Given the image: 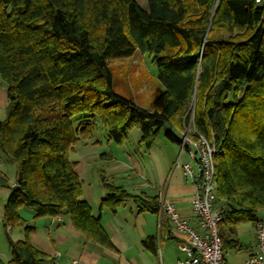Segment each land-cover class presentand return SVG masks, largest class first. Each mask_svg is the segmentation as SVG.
<instances>
[{"label": "trees", "instance_id": "1", "mask_svg": "<svg viewBox=\"0 0 264 264\" xmlns=\"http://www.w3.org/2000/svg\"><path fill=\"white\" fill-rule=\"evenodd\" d=\"M0 0V79L6 87L0 153L16 166L3 212L6 229H24L8 264L52 258L31 241L21 208L37 217L70 216L88 242L113 249L82 199L71 152L102 128L122 145L133 129L151 150L163 132L180 144L194 112L197 136L213 142L216 202L223 250L264 208V0ZM149 55L164 86L146 108L117 94L109 61ZM134 202L159 213L158 197L143 199L108 185L101 208ZM145 248L157 252V241Z\"/></svg>", "mask_w": 264, "mask_h": 264}, {"label": "crops", "instance_id": "2", "mask_svg": "<svg viewBox=\"0 0 264 264\" xmlns=\"http://www.w3.org/2000/svg\"><path fill=\"white\" fill-rule=\"evenodd\" d=\"M6 101L7 94L0 89V121L5 118ZM162 133L151 150L141 143V133L133 137L129 134L124 144L117 145L108 140L103 129L92 140L74 147L70 158L83 183L82 199L89 204L93 216L99 218L113 249L88 242L68 215L39 218L21 208V219L33 229L32 243L52 258L46 264H177L186 260L178 249V243L185 237L172 229L167 216L160 218L159 213L139 212L132 201L115 212L101 208L110 184L143 199L158 197L163 192L175 204L179 216L198 229L191 208L196 186L183 175V165L189 159L180 144ZM16 172V166L0 153V264L11 260L7 234L13 241L24 238L23 228L8 230L3 224L4 207L11 192L8 186L15 184ZM149 239L157 241L156 253L145 248L144 242ZM231 239L238 246L223 250L224 260L228 264H243L255 252V224L239 225Z\"/></svg>", "mask_w": 264, "mask_h": 264}, {"label": "built area", "instance_id": "3", "mask_svg": "<svg viewBox=\"0 0 264 264\" xmlns=\"http://www.w3.org/2000/svg\"><path fill=\"white\" fill-rule=\"evenodd\" d=\"M193 123L194 112L179 135L181 149L189 159L183 165V175L196 186L191 208L198 229L179 216L175 204L163 192L158 194L159 216H167L172 229L185 237L178 243V249L185 254L186 260L177 264H228L218 235L222 215L215 208L216 158L222 151L206 137L197 136ZM243 264H264V208L255 224V252Z\"/></svg>", "mask_w": 264, "mask_h": 264}, {"label": "rangeland", "instance_id": "4", "mask_svg": "<svg viewBox=\"0 0 264 264\" xmlns=\"http://www.w3.org/2000/svg\"><path fill=\"white\" fill-rule=\"evenodd\" d=\"M138 3L141 7L147 8L146 0H138ZM108 65L113 78L114 91L125 97H133L135 102L142 107L148 108L164 92V86L158 79L157 68L153 65L149 55L136 53L129 59L109 61ZM0 89L6 93V87L1 79ZM167 127L163 129V135ZM135 133L140 132L133 129L130 136L133 137Z\"/></svg>", "mask_w": 264, "mask_h": 264}]
</instances>
